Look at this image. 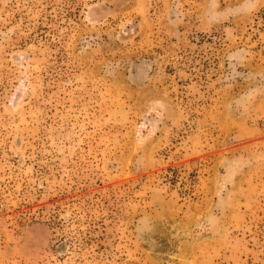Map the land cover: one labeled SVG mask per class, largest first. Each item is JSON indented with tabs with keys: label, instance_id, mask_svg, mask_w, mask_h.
I'll use <instances>...</instances> for the list:
<instances>
[{
	"label": "rangeland",
	"instance_id": "obj_1",
	"mask_svg": "<svg viewBox=\"0 0 264 264\" xmlns=\"http://www.w3.org/2000/svg\"><path fill=\"white\" fill-rule=\"evenodd\" d=\"M0 264H264V0H0Z\"/></svg>",
	"mask_w": 264,
	"mask_h": 264
}]
</instances>
